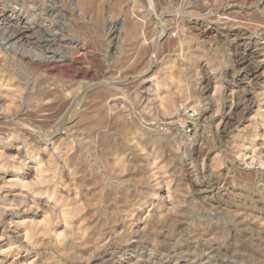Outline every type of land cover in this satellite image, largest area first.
Instances as JSON below:
<instances>
[{"label": "rangeland", "instance_id": "rangeland-1", "mask_svg": "<svg viewBox=\"0 0 264 264\" xmlns=\"http://www.w3.org/2000/svg\"><path fill=\"white\" fill-rule=\"evenodd\" d=\"M2 10L38 29L35 46L0 30V264H192L207 247L264 264V0ZM58 41L82 45L52 65ZM241 49L256 76L236 75ZM69 98L75 117L43 116Z\"/></svg>", "mask_w": 264, "mask_h": 264}, {"label": "bare ground", "instance_id": "bare-ground-1", "mask_svg": "<svg viewBox=\"0 0 264 264\" xmlns=\"http://www.w3.org/2000/svg\"><path fill=\"white\" fill-rule=\"evenodd\" d=\"M97 4V2H95ZM93 7V5H92ZM96 7V6H95ZM94 7V8H95ZM50 8V7H49ZM42 10V9H41ZM49 9H46L45 12H48ZM53 10V9H51ZM50 12V11H49ZM8 13L5 10H2L0 12V21H2V24H4V27H2L0 30L3 32V34L5 35L4 38H6L9 41H14V43H23L24 45L27 46H35L36 43V39H35V29L37 28L35 21L31 20L28 18L27 13H23L22 15H14V16H10V18L8 20ZM38 23V22H37ZM40 28V27H39ZM38 29V28H37ZM3 37V36H2ZM54 42L56 41L55 39L53 40ZM82 43L79 42H65L62 43L61 41H58V47L61 50L62 48H66L68 49V54H72L75 51H77L80 47H81ZM238 46H242L241 44H238ZM65 50V49H64ZM67 51V50H66ZM79 51V50H78ZM62 52V50H61ZM237 52V51H236ZM64 52H62V54L60 52H53L52 56H50L49 58V62L50 64H58V63H63L67 61V55ZM239 58H238V63H239V68L237 69V74L238 78H242L245 76H248L249 74H255V71L257 69L256 66L252 67L251 64V60H250V56L251 53L248 52L247 50L244 49V51L239 52ZM237 54V53H236ZM46 60V59H45ZM44 61V59H43ZM46 62V61H45ZM237 63V64H238ZM61 65V64H59ZM68 65V64H67ZM71 66V65H70ZM237 66V65H236ZM55 67V66H54ZM238 67V66H237ZM236 67V68H237ZM59 68V67H58ZM53 69V68H52ZM60 69V68H59ZM64 72V70H63ZM76 72V71H75ZM72 74V72H71ZM69 75V74H68ZM74 75V74H73ZM70 76V75H69ZM256 76V74H255ZM71 77V76H70ZM209 80V79H208ZM210 82V81H209ZM208 82V83H209ZM210 84V83H209ZM112 89V88H111ZM112 91V90H111ZM110 94V93H109ZM111 96V95H110ZM112 97V96H111ZM109 98V97H108ZM79 102L77 101V99L75 98H69L67 100L64 101H55L52 104H49L47 107L48 109H46L44 112H46L45 114H43V116L48 117V118H64V119H70L75 117V110L77 109L75 108V106L77 107V104ZM45 107V106H44ZM46 108V107H45ZM48 112V113H47ZM234 112V111H233ZM234 114V113H232ZM232 116V115H231ZM78 117V116H77ZM224 119V118H223ZM234 120V119H233ZM231 121V117L226 119V123L228 124ZM223 122V121H222ZM233 123V122H232ZM231 123V124H232ZM224 124V125H225ZM230 124V125H231ZM226 127V126H225ZM225 130V128H224ZM262 148V147H261ZM264 151V150H263ZM200 155V154H199ZM248 156V155H246ZM253 156V155H252ZM252 160V159H251ZM216 188V187H215ZM200 190V189H199ZM204 190V189H203ZM214 188L209 185L206 189V191H204L205 193H213L214 192ZM8 192V191H7ZM198 244V243H197ZM212 245V244H211ZM207 247V246H206ZM132 248V247H131ZM134 249V248H133ZM197 249V248H196ZM200 250V247H199ZM203 251V250H202ZM201 251V252H202ZM165 252V251H164ZM169 252V251H168ZM174 252V251H173ZM204 255L203 258H194L192 264H210L213 253H214V249L213 247H207L204 251ZM152 255V254H151ZM169 255V254H168ZM174 255V254H173ZM172 255V256H173ZM197 255V254H196ZM142 256V255H141ZM148 256V255H147ZM154 257V255H152ZM176 257V255H174ZM200 256V255H199ZM137 256L135 254H127V257H125L121 262L118 261V263L115 264H184V261L182 260H166V261H161L158 262L154 259L149 258L148 260L145 261V263H136L135 262V258ZM156 257V256H155ZM159 257V256H158ZM166 257V256H165ZM170 257V256H169ZM214 257V256H213ZM146 258V257H145ZM163 258V257H162ZM140 259V258H139ZM172 259V258H171ZM178 259V258H177ZM104 260V259H103ZM141 260V259H140ZM160 260V259H159ZM142 261V260H141ZM214 261V260H213ZM107 262V260H106ZM189 263V262H188ZM101 264H106V263H101ZM186 264V263H185ZM214 264V263H213Z\"/></svg>", "mask_w": 264, "mask_h": 264}]
</instances>
